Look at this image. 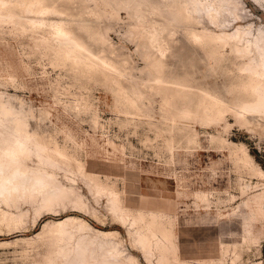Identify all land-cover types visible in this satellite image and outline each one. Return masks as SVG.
Segmentation results:
<instances>
[{
  "label": "rangeland",
  "instance_id": "rangeland-1",
  "mask_svg": "<svg viewBox=\"0 0 264 264\" xmlns=\"http://www.w3.org/2000/svg\"><path fill=\"white\" fill-rule=\"evenodd\" d=\"M5 1L19 7L14 20H0L1 99L49 151L60 150L56 167H42L73 184L83 205L45 204L40 194L14 203L0 198V264H57L56 248L65 239L57 238L52 222L65 216L117 231L104 241L135 258L131 264H264V204L258 202L264 198V114L238 116L242 60L233 58L230 40L198 43L189 26L171 21L155 1L126 8L114 0H52L66 8L62 16L36 12L50 0ZM28 1L32 11L24 10ZM237 2L240 17L226 29L208 24L212 34L264 29V5ZM41 18L69 22L83 48L62 45L46 25L31 27L27 20ZM2 123L9 143L10 122ZM77 163L116 188L125 220L109 211L106 193L88 189L95 180L81 175ZM28 164L30 170L37 165ZM150 214L161 226L149 235V247L135 236ZM139 215L145 221L129 226ZM77 226L68 227L78 233L72 230L75 251L79 235L96 236ZM162 227L172 233L170 246Z\"/></svg>",
  "mask_w": 264,
  "mask_h": 264
},
{
  "label": "bare ground",
  "instance_id": "bare-ground-1",
  "mask_svg": "<svg viewBox=\"0 0 264 264\" xmlns=\"http://www.w3.org/2000/svg\"><path fill=\"white\" fill-rule=\"evenodd\" d=\"M114 1L116 4L122 3L123 6L126 8H132V4L135 7H139V6L144 7L146 5L150 6L152 1H155L156 4L161 7L160 9L164 10L166 16L171 21H174L178 25L189 26L188 32L190 37H192L198 43L199 42L202 44L206 43L207 45L211 44L212 47H216L220 44L221 45L225 44L227 43V40H230L231 43H229V45L232 54H234L233 58H235L236 60L238 59L242 60L241 62L239 61V63H237L238 76H237L236 85L238 87V92H239L237 99H238V107L242 110L241 113L242 115L238 114V116L243 117L244 116L243 113H250V114L257 113L259 115L260 113L264 114V29H260V30L258 29L259 31L256 30L257 33L255 31L256 34H254L249 31V28L243 29L241 27H237V28L235 27L236 29L231 33L224 32L218 35V34H212L207 27V25L209 24L213 27L226 29V26L229 25L230 22H232L233 20H237L240 17V15L237 12V8H238L237 0H114ZM252 1L255 4L258 2L259 4L264 5V0H252ZM49 2H50L49 6L46 5L44 8L39 9L36 12L52 13L57 16L59 15L62 16V14L65 13L66 8L63 7V4L62 7L61 6L57 7V5L56 6L53 5L54 3H52L53 2L52 0H50ZM33 4L34 3H32L31 1H28L25 5L26 7H28V9L24 8V10L32 11L31 8ZM18 7L19 5L18 6H16V4L12 5L11 2L10 4H8L7 1L0 0V20L2 21L14 20L16 18L15 15L18 14V12L16 13L15 9ZM24 14H26V12H24ZM29 19L27 20L29 21V25L31 27L40 28L43 25H46L51 30V32L50 31L49 32L54 37V39H56L57 42L59 41L62 45L83 48V44L77 38L79 36H77L74 30L69 26V22H65L62 19H58V20L50 19V21L47 20L46 23V20H44L43 18L31 19V20ZM193 26H200V29H195ZM156 35L157 34H155L154 31H151L149 37L152 43H154L155 41L154 37H156ZM84 49H86L87 52L89 51L87 48ZM69 57L70 59H73L72 56ZM0 115L2 116L0 117V122L5 123L6 118L10 122L9 129H10V136L12 137L11 138L12 141L11 142L9 141V143H7L3 132L0 130V198L5 202L11 200L14 203V201L17 200V198L32 197L37 194H40L45 204H55L60 201L62 202L71 201V203H77L76 205L78 204L83 205L82 201L80 200V198L82 197L78 194V191H76L77 189L76 187L73 186V184L71 183L70 184L68 183L67 185L63 184L58 180V178H56V174L54 172L48 171L42 167V164L44 163L56 167L59 162L54 160L53 157L56 153H61L60 150L56 146H54L53 150L49 151L47 145H45L42 140L37 138V136L34 135L33 133L28 132L26 130L27 121L24 118V116L13 110L10 107L9 103L4 102L1 99V95H0ZM62 156L64 157L63 154ZM28 161H32L35 162V164H37L36 166H34L33 170H30L29 168L30 165L28 164ZM76 166H77L76 167L77 171L80 172L81 175H84V177L86 176L89 179L90 183L94 182L95 180L94 184L91 183L90 185H88L89 183L85 182L88 185L87 186L88 189H90L92 193L95 192V194L103 193V192H104L103 194L106 193L108 195V198L106 196L108 200L107 204L109 202L108 209L110 208L112 212L115 213V215L112 212L111 213L116 218L122 219L123 221V219L127 217L126 216L127 211H125L126 209L125 210L122 209V205L119 206L120 200L118 197L119 196L118 192L117 190H115L116 188H113L112 186H108L106 184L103 185L99 183L98 180H96L97 177L94 176L95 173L85 172L84 170L85 168L78 163L76 164ZM86 179L85 181H87ZM89 186L94 187V189L92 190ZM94 196H99V195H94ZM258 202L260 204H264V198L262 197L258 198ZM85 207L87 208L89 206L87 205ZM110 209L109 211H111ZM150 216L152 218L144 222V225H142L143 227L145 226L144 227L145 229L141 226L143 230L140 229L141 232L140 230H138L139 231L138 233H140L139 235L135 233L138 228L135 229L136 231L134 232L135 235L139 236V237L135 236V238L137 239L139 238L138 241L141 242L142 246H145V244L148 242L147 239L150 237L149 235L152 236L154 232V228L159 227L160 229L161 226V225L158 226V220L154 218V215L150 214ZM142 219L144 218H142L141 215H139L138 218L134 217L129 223L130 224L129 226H133L132 224L133 223L136 224L138 220H140L141 222ZM74 222H78L79 224L78 223L74 224ZM52 223H54L53 225L55 226L54 228L55 231L59 232V236L57 235L58 236L57 238H59V240L65 239L64 240L65 244H63V246L59 244L56 248L57 249L56 257L58 258L57 264H62L64 260L68 258V254L72 255V258L70 257L71 260L68 261L67 264L69 263L70 264H131V262L135 259V258L134 259L131 258L132 256L126 258V256H124L121 251L120 253L117 250L115 245H110V243L108 244L106 241H104V239L106 240L107 238H109V236L116 235L117 231L97 229L91 226L90 224H88L84 220H78V218L75 216H65ZM124 223L126 222L124 221ZM72 224L76 226L78 225L77 226L78 230L88 228V230L96 234L95 237L93 236L94 238L91 236V238H93L94 240L89 239L90 241L92 240L91 242L88 241L90 235L86 234L87 235L86 236L84 234L87 240H83L82 235L81 236L79 235V238L76 239L79 240L78 245L81 246V248L79 247L80 249L76 251H75V247L73 245L72 246L70 245L71 242L72 243L75 242L72 241V239L73 237H75L74 231H76L77 229L76 226L73 227L74 225ZM68 227L69 228L73 227L76 229L71 228L72 230H74L72 231L68 229ZM159 229H157V234L159 233L158 231ZM83 232L84 231H82V233ZM160 232H161L160 235L162 236L164 242H166L167 244L169 243L170 246V244H172L171 242H173L171 241V236H172L171 231L166 227L165 228L162 227ZM157 239L158 238H156V241L154 239L155 242L153 243H156V246L157 247L159 246L160 248V245H157L158 244ZM110 242L111 244H113L112 241ZM158 242L161 244L160 240ZM164 245L165 244L163 243V246ZM142 246H140L141 249H143ZM148 246L146 247L148 248ZM169 246L166 245V247ZM82 249H84L83 251L84 254L81 252ZM149 249L145 250V252L149 251ZM164 250L165 247L163 248L162 251ZM80 253H82L83 256L80 255ZM164 253L161 254L163 261L166 259L164 257L165 256ZM166 253H168V251ZM214 262L212 263L214 264Z\"/></svg>",
  "mask_w": 264,
  "mask_h": 264
}]
</instances>
